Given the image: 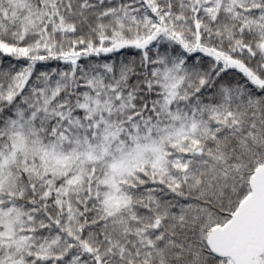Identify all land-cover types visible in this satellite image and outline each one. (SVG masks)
I'll return each instance as SVG.
<instances>
[{"label": "snow or ice", "instance_id": "6c2138e0", "mask_svg": "<svg viewBox=\"0 0 264 264\" xmlns=\"http://www.w3.org/2000/svg\"><path fill=\"white\" fill-rule=\"evenodd\" d=\"M0 264H264V0H0Z\"/></svg>", "mask_w": 264, "mask_h": 264}]
</instances>
